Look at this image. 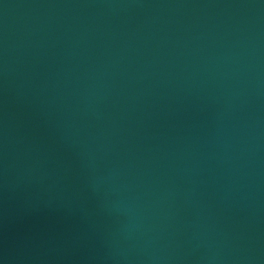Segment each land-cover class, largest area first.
<instances>
[{
	"label": "water",
	"instance_id": "obj_1",
	"mask_svg": "<svg viewBox=\"0 0 264 264\" xmlns=\"http://www.w3.org/2000/svg\"><path fill=\"white\" fill-rule=\"evenodd\" d=\"M0 264H264V0H0Z\"/></svg>",
	"mask_w": 264,
	"mask_h": 264
}]
</instances>
